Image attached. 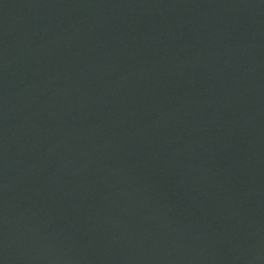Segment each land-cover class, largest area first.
Wrapping results in <instances>:
<instances>
[{"label":"water","instance_id":"water-1","mask_svg":"<svg viewBox=\"0 0 264 264\" xmlns=\"http://www.w3.org/2000/svg\"><path fill=\"white\" fill-rule=\"evenodd\" d=\"M0 264H264V0H0Z\"/></svg>","mask_w":264,"mask_h":264}]
</instances>
